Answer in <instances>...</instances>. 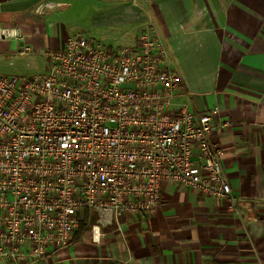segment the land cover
Instances as JSON below:
<instances>
[{
  "label": "built area",
  "instance_id": "2783aa9c",
  "mask_svg": "<svg viewBox=\"0 0 264 264\" xmlns=\"http://www.w3.org/2000/svg\"><path fill=\"white\" fill-rule=\"evenodd\" d=\"M0 40L33 52L18 27L0 23ZM40 52L46 72H0V261L67 246L84 208L99 214V242L115 218L157 213L165 183L237 203L211 138L233 124L178 100L183 78L153 24L134 44L78 34Z\"/></svg>",
  "mask_w": 264,
  "mask_h": 264
},
{
  "label": "crops",
  "instance_id": "0c3cea01",
  "mask_svg": "<svg viewBox=\"0 0 264 264\" xmlns=\"http://www.w3.org/2000/svg\"><path fill=\"white\" fill-rule=\"evenodd\" d=\"M78 5L95 27L122 28L129 44L154 25L183 78L178 100L198 117L219 108L233 124L211 138L238 201L165 183L151 217L115 218L97 242L99 214L84 208L70 244L24 264H264V0H0V23L20 28L33 48L20 56L17 42L0 40V72H46L41 50L93 37L68 23Z\"/></svg>",
  "mask_w": 264,
  "mask_h": 264
},
{
  "label": "rangeland",
  "instance_id": "374dc122",
  "mask_svg": "<svg viewBox=\"0 0 264 264\" xmlns=\"http://www.w3.org/2000/svg\"><path fill=\"white\" fill-rule=\"evenodd\" d=\"M81 5V3H78ZM77 6V10L73 12L70 16L69 24L73 27V33H89L97 40L103 42L106 45H110L112 47H119L122 45H126L130 43V39L125 35V32L122 28H104V27H95L93 18L89 16V12L86 10V5L83 7ZM138 30L134 33L136 36L139 34Z\"/></svg>",
  "mask_w": 264,
  "mask_h": 264
}]
</instances>
